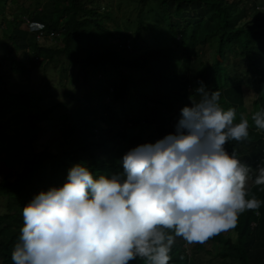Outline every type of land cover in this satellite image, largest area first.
<instances>
[{
	"label": "trees",
	"instance_id": "obj_1",
	"mask_svg": "<svg viewBox=\"0 0 264 264\" xmlns=\"http://www.w3.org/2000/svg\"><path fill=\"white\" fill-rule=\"evenodd\" d=\"M118 1L122 17L115 23L112 2L102 10L93 0H56L50 8L41 0H10L16 7L6 37L19 56L10 62V71L24 74L28 56L31 63L35 59L46 64L64 56L87 91L85 107L55 121L61 136L58 148L32 151L14 175L0 180L5 204L0 226L9 222L19 229L0 239V264H12L11 253L23 227L22 209L35 195L62 186L76 163L87 166L94 178L122 171L120 160L128 150L154 144L174 132L181 109L199 99L195 90L201 82L209 93L220 92L222 108L236 110V123L246 109L251 111L245 115L248 139L230 140L225 149L229 154L235 151L251 167L249 198L264 202V185L255 183L256 169L264 167L260 162L264 130L251 121L255 111L264 109V0ZM23 17L42 23L60 37L55 44L46 43L45 38L37 41ZM213 38L217 56L208 62L203 47ZM245 89L256 94L250 109ZM8 99L29 103L23 91L2 90L0 116L9 108ZM107 99L112 106L109 116ZM50 111L28 116L34 134L40 131L37 122ZM233 230L234 240L223 232L208 239L228 250L216 253L217 257L228 264H264V203L256 211L241 213ZM195 251L211 255L201 244ZM169 255V264H191L182 237H175ZM129 264L145 262L137 258Z\"/></svg>",
	"mask_w": 264,
	"mask_h": 264
},
{
	"label": "clouds",
	"instance_id": "obj_2",
	"mask_svg": "<svg viewBox=\"0 0 264 264\" xmlns=\"http://www.w3.org/2000/svg\"><path fill=\"white\" fill-rule=\"evenodd\" d=\"M195 93L174 132L128 150L122 171L94 178L76 163L62 186L35 195L22 209L12 264H169L175 237L203 244L258 210L264 202L246 191L251 167L225 149L248 139L249 119L236 123V110L202 82ZM251 121L264 130V109ZM256 171L264 185V167Z\"/></svg>",
	"mask_w": 264,
	"mask_h": 264
},
{
	"label": "rangeland",
	"instance_id": "obj_3",
	"mask_svg": "<svg viewBox=\"0 0 264 264\" xmlns=\"http://www.w3.org/2000/svg\"><path fill=\"white\" fill-rule=\"evenodd\" d=\"M55 1L41 0L46 8H50ZM93 1L102 10H107V3L112 2L111 17L115 23H119L122 13H119L117 9L118 0ZM15 7L10 3V0H0V92L5 90L10 94H16L23 91L29 97V103L23 105L20 101L8 99L11 101L9 108L0 116V180L14 175L22 167L24 160L31 156L32 151L39 152L48 149L54 152L58 148L61 136L58 128L54 125L55 121L63 114H74L78 108L85 107L83 96L87 91L77 78V70L68 66V61L64 56H60L48 64L35 59L32 60L34 63H31V57L28 56L26 57V61L28 60L27 71L24 74L15 75L10 71V62L19 60L18 52L6 37L12 28L10 22L13 19L12 14ZM43 41L55 44V38L52 40L45 38ZM216 45V40L213 38L208 40L203 47V57L208 62H213L217 56ZM126 46L129 48L130 43L126 42ZM244 95L247 98V108L250 109L251 101L254 100L256 94L245 89ZM106 102L108 103L105 112L109 116L112 106L108 99ZM50 109L51 111L44 116V119L37 122L40 131L34 134L29 126L28 116L41 114ZM250 112L246 109L242 115L245 116ZM251 185L252 181L248 176L246 191ZM4 211V199L0 198V214H3ZM18 230L15 226H9V222L5 223L0 226V239H8ZM223 233L234 240L233 229L223 231ZM198 244L201 243H187L191 264H228V260H221L216 255L219 252H228L225 247L207 240L201 245L211 252V255H208L203 251L199 253L195 251Z\"/></svg>",
	"mask_w": 264,
	"mask_h": 264
},
{
	"label": "built area",
	"instance_id": "obj_4",
	"mask_svg": "<svg viewBox=\"0 0 264 264\" xmlns=\"http://www.w3.org/2000/svg\"><path fill=\"white\" fill-rule=\"evenodd\" d=\"M23 23L29 33L36 34L37 41H42L44 38H48L49 40H52L56 37H60V34L54 31H47L44 27V25L40 22H34L29 20L26 17L22 18ZM42 25V27H40ZM264 155V153H263ZM260 162H264V157L261 158ZM254 226V224H251V228Z\"/></svg>",
	"mask_w": 264,
	"mask_h": 264
}]
</instances>
